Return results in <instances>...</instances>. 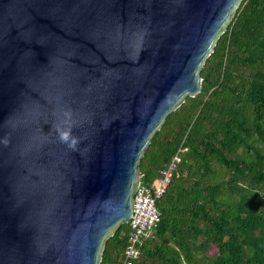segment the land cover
Here are the masks:
<instances>
[{
  "label": "water",
  "instance_id": "obj_1",
  "mask_svg": "<svg viewBox=\"0 0 264 264\" xmlns=\"http://www.w3.org/2000/svg\"><path fill=\"white\" fill-rule=\"evenodd\" d=\"M242 1L0 0V264H101Z\"/></svg>",
  "mask_w": 264,
  "mask_h": 264
},
{
  "label": "trees",
  "instance_id": "obj_2",
  "mask_svg": "<svg viewBox=\"0 0 264 264\" xmlns=\"http://www.w3.org/2000/svg\"><path fill=\"white\" fill-rule=\"evenodd\" d=\"M200 75L201 92L167 115L141 159L147 185L181 161L135 264H264V0L241 2ZM128 233L122 223L101 264H123Z\"/></svg>",
  "mask_w": 264,
  "mask_h": 264
},
{
  "label": "built area",
  "instance_id": "obj_3",
  "mask_svg": "<svg viewBox=\"0 0 264 264\" xmlns=\"http://www.w3.org/2000/svg\"><path fill=\"white\" fill-rule=\"evenodd\" d=\"M180 161V155L176 154L160 170L159 177L152 184H143L142 181L139 184L134 196L132 216L128 222V242L124 248L123 264H135L141 256L144 242L155 233L161 219L157 200L166 193Z\"/></svg>",
  "mask_w": 264,
  "mask_h": 264
},
{
  "label": "rangeland",
  "instance_id": "obj_4",
  "mask_svg": "<svg viewBox=\"0 0 264 264\" xmlns=\"http://www.w3.org/2000/svg\"><path fill=\"white\" fill-rule=\"evenodd\" d=\"M215 252H217V249L214 247V248L212 249V254H214Z\"/></svg>",
  "mask_w": 264,
  "mask_h": 264
},
{
  "label": "clouds",
  "instance_id": "obj_5",
  "mask_svg": "<svg viewBox=\"0 0 264 264\" xmlns=\"http://www.w3.org/2000/svg\"><path fill=\"white\" fill-rule=\"evenodd\" d=\"M62 138L66 139V135L62 136Z\"/></svg>",
  "mask_w": 264,
  "mask_h": 264
}]
</instances>
